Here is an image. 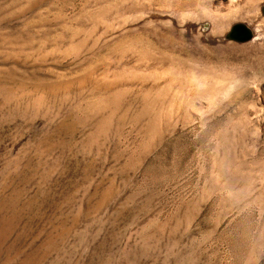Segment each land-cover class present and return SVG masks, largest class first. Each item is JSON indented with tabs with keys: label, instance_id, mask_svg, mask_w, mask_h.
<instances>
[{
	"label": "rangeland",
	"instance_id": "obj_1",
	"mask_svg": "<svg viewBox=\"0 0 264 264\" xmlns=\"http://www.w3.org/2000/svg\"><path fill=\"white\" fill-rule=\"evenodd\" d=\"M158 3L0 0V264H264L262 108L176 87L264 79V0ZM222 133L238 176L209 164Z\"/></svg>",
	"mask_w": 264,
	"mask_h": 264
},
{
	"label": "bare ground",
	"instance_id": "obj_2",
	"mask_svg": "<svg viewBox=\"0 0 264 264\" xmlns=\"http://www.w3.org/2000/svg\"><path fill=\"white\" fill-rule=\"evenodd\" d=\"M249 1L250 0H226V7L229 8L230 10L231 8L238 7L240 4L247 3ZM211 4H212V0H161V4L158 3V6H161L164 8L167 7V8H171V9L178 10V11L194 10L198 13V15L201 16V18H204V17L212 18L213 17L215 19L216 17H219V18L222 17L218 9L216 7L212 8ZM227 16L229 17V15ZM259 22H262L264 24V19L260 20ZM258 23L255 24V28L258 30V32L256 34V37L253 38V41L251 42V45L253 46L258 44V40L262 36L261 31H260L261 24L259 25ZM176 72L175 71L165 72L164 70V75L173 73L172 76L170 77L171 78L170 82H174L178 78V74H179V72L178 74H174ZM251 84L252 86L250 87L249 82L239 79V78H235V77H228L224 75L215 76L209 73H200L197 75L191 72L190 77L187 80L178 82L176 87H177V91L180 92V94H182L183 96L182 100L196 103L198 105V108L201 111L203 110V112L204 111L212 112V111H216L219 108H222V107L227 108L232 105L234 114H238V116L246 118V116L250 114V109L248 108V105H250L251 109H254V110L256 109L257 105H260V107L262 108L261 111L264 113V79L258 80ZM229 111L231 112V110ZM261 129L263 132L262 135H264V118L261 123ZM218 137L219 138H218L217 146L218 148L221 149L222 155L215 156V157L210 156L211 158H210L209 164L215 165V167L220 168L221 171L228 170L229 173L231 171V173L234 176L235 175L238 176L236 173L237 170L233 171V168L240 165L239 163H243L241 161L242 159L240 160L236 159V157L233 155V148H234L233 145L238 140L237 141L236 139L234 140L233 137L231 138L226 133H222ZM241 176L244 177V175H241ZM240 178L241 177H239V179ZM247 180L250 181L251 179H249V177L246 176V181ZM262 192H263L262 196H263V201H264V186H263Z\"/></svg>",
	"mask_w": 264,
	"mask_h": 264
},
{
	"label": "water",
	"instance_id": "obj_3",
	"mask_svg": "<svg viewBox=\"0 0 264 264\" xmlns=\"http://www.w3.org/2000/svg\"><path fill=\"white\" fill-rule=\"evenodd\" d=\"M232 37L243 41L249 39L251 37V33L243 26H236L232 33Z\"/></svg>",
	"mask_w": 264,
	"mask_h": 264
}]
</instances>
